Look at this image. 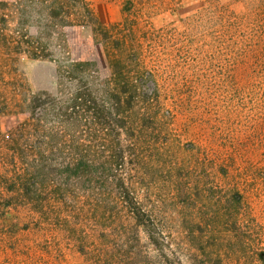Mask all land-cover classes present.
Instances as JSON below:
<instances>
[{
    "label": "rangeland",
    "instance_id": "374dc122",
    "mask_svg": "<svg viewBox=\"0 0 264 264\" xmlns=\"http://www.w3.org/2000/svg\"><path fill=\"white\" fill-rule=\"evenodd\" d=\"M30 1L0 0V264H264V0ZM73 61L157 85L120 138L158 244L119 191L28 168L68 157Z\"/></svg>",
    "mask_w": 264,
    "mask_h": 264
},
{
    "label": "trees",
    "instance_id": "16d2710c",
    "mask_svg": "<svg viewBox=\"0 0 264 264\" xmlns=\"http://www.w3.org/2000/svg\"><path fill=\"white\" fill-rule=\"evenodd\" d=\"M38 4V1L31 0L28 6L35 10ZM94 64L93 61H73L68 66V72L74 77L68 84V98L62 101L68 104V120H62V124H68V157L52 162L46 149L38 145V157L29 163L28 168L34 172L48 171V167L55 171L65 168L68 176H71L68 184L99 192V196H96L100 200L98 202L106 203L112 189L119 191L122 201L135 218L146 226L152 240L158 244V237L155 236L164 238L165 232L159 227L157 215L139 199L133 181L127 176L131 153L127 150L129 145L123 144L120 138L128 126L120 122L126 94L131 93L133 98L130 101L132 108L127 109L128 115L131 117L135 110L145 118L149 115L145 114L149 113L148 107L158 96L157 85L146 72L134 67L129 73L124 71V66L128 67L127 62L117 63L116 73L109 80L102 79L92 71ZM132 64L134 66L135 62L132 61ZM134 123L129 121L132 130L136 126ZM83 137L90 138L83 140ZM100 137L115 138L107 141ZM101 145L108 151L101 153L96 148ZM53 148L61 150L58 145ZM83 148L86 150L83 151Z\"/></svg>",
    "mask_w": 264,
    "mask_h": 264
}]
</instances>
